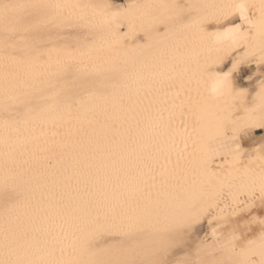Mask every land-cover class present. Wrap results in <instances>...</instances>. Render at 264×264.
I'll list each match as a JSON object with an SVG mask.
<instances>
[{
  "label": "bare ground",
  "instance_id": "obj_1",
  "mask_svg": "<svg viewBox=\"0 0 264 264\" xmlns=\"http://www.w3.org/2000/svg\"><path fill=\"white\" fill-rule=\"evenodd\" d=\"M0 264H264V0H0Z\"/></svg>",
  "mask_w": 264,
  "mask_h": 264
},
{
  "label": "rangeland",
  "instance_id": "obj_2",
  "mask_svg": "<svg viewBox=\"0 0 264 264\" xmlns=\"http://www.w3.org/2000/svg\"><path fill=\"white\" fill-rule=\"evenodd\" d=\"M119 2H121L122 0H118ZM253 70H250V69H247V70H245L244 72H243V74L240 76V78H239V82H240V84H242V85H245V84H247L246 82H247V77H249V76H251L252 74H253V72H252ZM250 72H251V75H250ZM245 83V84H244Z\"/></svg>",
  "mask_w": 264,
  "mask_h": 264
},
{
  "label": "snow or ice",
  "instance_id": "obj_3",
  "mask_svg": "<svg viewBox=\"0 0 264 264\" xmlns=\"http://www.w3.org/2000/svg\"><path fill=\"white\" fill-rule=\"evenodd\" d=\"M241 7H243V6H241Z\"/></svg>",
  "mask_w": 264,
  "mask_h": 264
}]
</instances>
